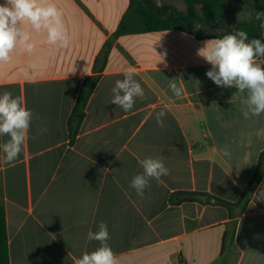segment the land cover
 <instances>
[{
	"label": "crops",
	"instance_id": "0c3cea01",
	"mask_svg": "<svg viewBox=\"0 0 264 264\" xmlns=\"http://www.w3.org/2000/svg\"><path fill=\"white\" fill-rule=\"evenodd\" d=\"M157 1L187 9L184 0ZM53 2L69 46L47 44L46 30L36 33L25 23L33 52L18 45L0 64V93L20 97L35 114L30 139L12 164L3 162L7 137H0L10 264H75L99 247L87 236L101 221L118 264H264V177L241 216L231 218L216 203L237 202L246 190L264 151V113L245 119L239 109L246 93L217 86L206 76L211 65L197 55L204 41L251 21L253 14L237 17L245 0H231L220 24L190 25L196 33L114 40L73 144L68 122L80 88L130 0ZM129 67L145 95L125 112L111 103L112 88ZM172 82L182 88L180 97ZM161 110L163 127L154 117ZM225 146L230 157L221 154ZM149 156L162 158L169 175L151 180L141 197L129 185L142 172L138 161Z\"/></svg>",
	"mask_w": 264,
	"mask_h": 264
},
{
	"label": "clouds",
	"instance_id": "9594fccd",
	"mask_svg": "<svg viewBox=\"0 0 264 264\" xmlns=\"http://www.w3.org/2000/svg\"><path fill=\"white\" fill-rule=\"evenodd\" d=\"M255 19L264 29V12H256ZM25 23L36 33L46 30V43L49 45L67 48L70 44L62 13L53 0H4L0 3V64L10 61L18 45L24 52H33L36 45L31 32L23 27ZM197 55L211 65L206 76L217 86L235 87L241 96L246 93L239 109L245 119L264 113V40L249 38L244 30H233L220 38L204 41ZM137 75L136 69L129 67L123 79L117 80L112 88L111 103L125 112L133 109L136 99L145 95L135 78ZM169 88L176 97L182 95V88L175 82L170 83ZM34 116L33 110L27 108L20 97L9 91L0 93V137H7L2 145L5 164H12L20 158L26 141L30 139ZM166 116L165 110L154 114L158 126H164ZM40 131L42 133L46 129ZM221 154L231 156L227 146L221 149ZM138 164L142 172L132 178L129 186L143 197L150 181H160L161 177L169 175V169L160 157L149 156L139 160ZM87 238L98 241L99 247L83 253L75 264H118L117 256L108 244L110 234L105 222H99L97 230H90Z\"/></svg>",
	"mask_w": 264,
	"mask_h": 264
},
{
	"label": "trees",
	"instance_id": "16d2710c",
	"mask_svg": "<svg viewBox=\"0 0 264 264\" xmlns=\"http://www.w3.org/2000/svg\"><path fill=\"white\" fill-rule=\"evenodd\" d=\"M187 6L186 12H181L174 6L157 5L154 0H130L128 11L123 16L110 41L100 52L95 61L94 75L87 76L80 88L78 98L72 110L68 122L70 143L73 144L77 138L80 125L86 115V107L99 80L100 74L105 70L114 40L119 37L134 34H144L157 31L182 30L196 33L190 29V25L203 23L214 26L222 22L226 6L231 0H184ZM199 6L203 14H199ZM253 17L248 22H237L236 30H244L249 38L261 39V28L259 21L255 19L256 12H264V0H254L252 8ZM77 126H74V123ZM264 177V151L261 152L256 169L250 179L246 190L237 202H228L216 199V203L227 208L229 216L235 218L241 216L254 195L257 187ZM206 196L205 193L199 194ZM2 187L0 184V264H10L9 242L7 232L6 209L2 198Z\"/></svg>",
	"mask_w": 264,
	"mask_h": 264
},
{
	"label": "rangeland",
	"instance_id": "374dc122",
	"mask_svg": "<svg viewBox=\"0 0 264 264\" xmlns=\"http://www.w3.org/2000/svg\"><path fill=\"white\" fill-rule=\"evenodd\" d=\"M251 14H253V12L250 10V0H245V3L239 8V12H237V17L240 19H247V17L251 18Z\"/></svg>",
	"mask_w": 264,
	"mask_h": 264
},
{
	"label": "water",
	"instance_id": "95a60500",
	"mask_svg": "<svg viewBox=\"0 0 264 264\" xmlns=\"http://www.w3.org/2000/svg\"><path fill=\"white\" fill-rule=\"evenodd\" d=\"M154 1H155V3L157 5L161 6V3L160 2H158L157 0H154ZM74 126H77V123L76 122L74 123ZM212 202H215V199H212Z\"/></svg>",
	"mask_w": 264,
	"mask_h": 264
}]
</instances>
